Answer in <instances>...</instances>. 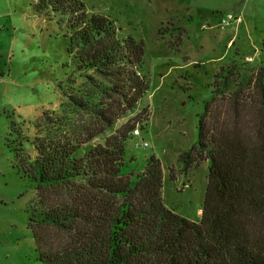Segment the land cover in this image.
Returning <instances> with one entry per match:
<instances>
[{"label": "trees", "instance_id": "1", "mask_svg": "<svg viewBox=\"0 0 264 264\" xmlns=\"http://www.w3.org/2000/svg\"><path fill=\"white\" fill-rule=\"evenodd\" d=\"M33 10L59 17L66 66L85 79L65 93L101 124L96 134L110 132L90 143L66 134L53 111L32 140L11 123L8 146L36 190L28 225L40 264H264V39L256 66L232 60L218 68L197 140L181 154L185 170L209 162L193 221L165 206L160 160L130 153L136 122L117 127L149 89L143 41L120 37L116 22L88 13L83 0H39ZM137 115L148 117L145 108Z\"/></svg>", "mask_w": 264, "mask_h": 264}, {"label": "rangeland", "instance_id": "2", "mask_svg": "<svg viewBox=\"0 0 264 264\" xmlns=\"http://www.w3.org/2000/svg\"><path fill=\"white\" fill-rule=\"evenodd\" d=\"M38 1L0 0V264H40L28 225L36 190L21 176L8 146L11 123L32 140L45 132V125H36L43 114L53 111L66 134L91 137L93 144L110 134H96L101 124L77 110L65 93L82 87L85 79L66 66L59 17L36 13ZM83 1L88 13L116 22L120 37L143 41L140 73L149 89L140 109L120 118L117 127L136 122L140 131L130 134V153L160 160L165 206L197 221L209 162L185 170L180 157L197 140L198 115L218 68L232 60L250 66L261 61L264 0ZM143 108L148 117L137 115Z\"/></svg>", "mask_w": 264, "mask_h": 264}, {"label": "built area", "instance_id": "3", "mask_svg": "<svg viewBox=\"0 0 264 264\" xmlns=\"http://www.w3.org/2000/svg\"><path fill=\"white\" fill-rule=\"evenodd\" d=\"M226 21V19H223V22H225ZM139 129H138V127H136L134 130H133V134L134 135H138L139 134ZM145 145H147V142H145Z\"/></svg>", "mask_w": 264, "mask_h": 264}]
</instances>
